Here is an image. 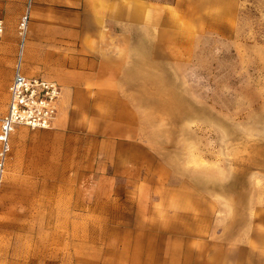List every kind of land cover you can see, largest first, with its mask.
Returning <instances> with one entry per match:
<instances>
[{
  "label": "rangeland",
  "instance_id": "1",
  "mask_svg": "<svg viewBox=\"0 0 264 264\" xmlns=\"http://www.w3.org/2000/svg\"><path fill=\"white\" fill-rule=\"evenodd\" d=\"M122 1L127 24L104 30L131 39L122 92L141 131L19 127L0 181V264H85L124 237L119 225L160 256L190 240L264 264V0ZM35 4L0 0V118Z\"/></svg>",
  "mask_w": 264,
  "mask_h": 264
},
{
  "label": "crops",
  "instance_id": "2",
  "mask_svg": "<svg viewBox=\"0 0 264 264\" xmlns=\"http://www.w3.org/2000/svg\"><path fill=\"white\" fill-rule=\"evenodd\" d=\"M112 5L119 8L118 19ZM51 10H59V16L52 18ZM127 15L122 0H36V19L23 52L24 72L54 80L62 87L54 123L60 133L87 129L100 134L103 130L107 136L126 138L128 130V137L135 139L141 131L140 119L122 92L131 39L104 30L110 31L114 21L118 26L127 24ZM146 228V233L169 232L160 226ZM112 232L124 233V237L110 240L107 254L87 259L85 264H232L214 253L204 255L202 247L192 249L190 240L167 243L166 254L160 256L157 243L137 236L143 231L119 225ZM127 234L132 236L127 239ZM62 262L57 257L45 259V264ZM71 264L84 263L74 258Z\"/></svg>",
  "mask_w": 264,
  "mask_h": 264
},
{
  "label": "built area",
  "instance_id": "3",
  "mask_svg": "<svg viewBox=\"0 0 264 264\" xmlns=\"http://www.w3.org/2000/svg\"><path fill=\"white\" fill-rule=\"evenodd\" d=\"M27 22L28 18L25 17L22 27ZM3 29V21L0 20V35ZM25 39L24 34L21 52L8 86L7 110L0 118V181L6 169L14 132L19 127L52 128L63 95L62 87L56 81L44 77H31L24 72Z\"/></svg>",
  "mask_w": 264,
  "mask_h": 264
},
{
  "label": "bare ground",
  "instance_id": "4",
  "mask_svg": "<svg viewBox=\"0 0 264 264\" xmlns=\"http://www.w3.org/2000/svg\"><path fill=\"white\" fill-rule=\"evenodd\" d=\"M23 27L25 28V25Z\"/></svg>",
  "mask_w": 264,
  "mask_h": 264
}]
</instances>
